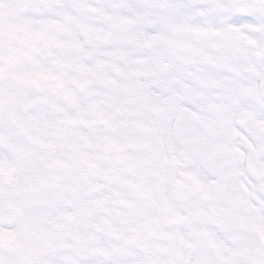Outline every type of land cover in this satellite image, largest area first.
Segmentation results:
<instances>
[{
	"label": "snow or ice",
	"instance_id": "1",
	"mask_svg": "<svg viewBox=\"0 0 264 264\" xmlns=\"http://www.w3.org/2000/svg\"><path fill=\"white\" fill-rule=\"evenodd\" d=\"M0 264H264V0H0Z\"/></svg>",
	"mask_w": 264,
	"mask_h": 264
}]
</instances>
